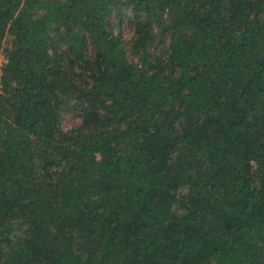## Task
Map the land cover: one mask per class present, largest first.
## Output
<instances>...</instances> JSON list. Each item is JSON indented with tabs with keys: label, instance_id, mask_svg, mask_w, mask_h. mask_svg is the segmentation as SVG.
Returning a JSON list of instances; mask_svg holds the SVG:
<instances>
[{
	"label": "trees",
	"instance_id": "obj_1",
	"mask_svg": "<svg viewBox=\"0 0 264 264\" xmlns=\"http://www.w3.org/2000/svg\"><path fill=\"white\" fill-rule=\"evenodd\" d=\"M1 55L0 264H264V0H0Z\"/></svg>",
	"mask_w": 264,
	"mask_h": 264
},
{
	"label": "rangeland",
	"instance_id": "obj_2",
	"mask_svg": "<svg viewBox=\"0 0 264 264\" xmlns=\"http://www.w3.org/2000/svg\"><path fill=\"white\" fill-rule=\"evenodd\" d=\"M116 32L120 33L124 39H130L134 34V23H130L123 20L119 23ZM6 57L4 55L0 56V67L6 62ZM1 75L2 71L0 69V90H1ZM83 115L79 112L71 111L65 113L62 121V128L64 130H71L73 128L79 127L82 124Z\"/></svg>",
	"mask_w": 264,
	"mask_h": 264
}]
</instances>
